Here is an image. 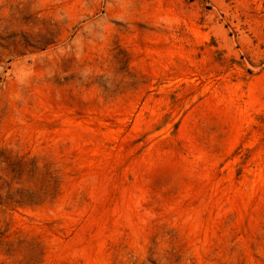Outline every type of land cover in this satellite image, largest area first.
I'll return each mask as SVG.
<instances>
[{
  "label": "rangeland",
  "instance_id": "1",
  "mask_svg": "<svg viewBox=\"0 0 264 264\" xmlns=\"http://www.w3.org/2000/svg\"><path fill=\"white\" fill-rule=\"evenodd\" d=\"M0 264H264V0H0Z\"/></svg>",
  "mask_w": 264,
  "mask_h": 264
}]
</instances>
